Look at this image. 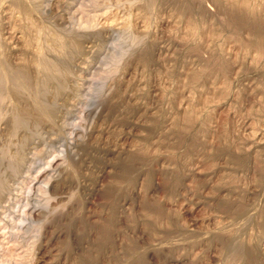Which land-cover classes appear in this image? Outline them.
<instances>
[{
	"label": "rangeland",
	"instance_id": "obj_1",
	"mask_svg": "<svg viewBox=\"0 0 264 264\" xmlns=\"http://www.w3.org/2000/svg\"><path fill=\"white\" fill-rule=\"evenodd\" d=\"M0 264H264V0H0Z\"/></svg>",
	"mask_w": 264,
	"mask_h": 264
},
{
	"label": "bare ground",
	"instance_id": "obj_2",
	"mask_svg": "<svg viewBox=\"0 0 264 264\" xmlns=\"http://www.w3.org/2000/svg\"><path fill=\"white\" fill-rule=\"evenodd\" d=\"M50 4H51V3H50ZM51 5H52V4H51ZM90 47H91V46H90ZM103 61H104V60H103ZM78 62H79V61H78ZM98 66H99V65H98ZM89 68H91V65H89V64H88L87 68H83V67H81V69L83 70V72H84L85 75H89V72H90V71H88ZM94 71H95V70H94ZM93 73H94V72H93ZM88 77H89V76H88ZM93 77H94V76H93ZM78 79H79V78H78ZM88 81H92V80H89L88 78H84V79H83V83H84V84H87ZM79 103H81V102H79ZM72 104H73V103H72ZM76 110H79V109H76ZM72 115H73V114H72ZM72 123H73V122H72ZM68 127H69V126H68ZM76 138H77V137H76ZM35 147H36V145H35ZM35 147H34V148H35ZM33 150H34V149H33ZM43 151H44V150H43ZM44 152H45V151H44ZM48 164H49V163H48ZM55 165H56V164H55ZM58 165H59V164H58ZM48 168H49V167H48ZM33 169H34V167H29V168L26 169L25 171H28V172L32 175V174H33V173H32ZM44 172H45V173H48V172L45 171V170H44ZM24 173H26V172H24ZM48 174H50V173H48ZM34 176H35V175H34ZM32 177H33V176H32ZM35 177H36V176H35ZM41 177H43V176H41ZM41 177H40V178H41ZM44 177H46V176H44ZM37 179H38V178H37ZM47 179H48V178H47ZM26 180H27V178H26ZM34 180H35V179H34ZM35 181H37V180H35ZM39 181L42 182L41 179H40ZM33 182H34V181H33ZM37 182H38V181H37ZM38 183H40V182H38ZM20 184H21V183H20ZM27 184H28V183H27ZM16 185H17V184H16ZM23 185H24V184H23ZM34 185H35V184H34ZM38 185H39V184H38ZM24 186H25V185H24ZM36 187H37V186H36ZM19 188H20V187H19ZM19 188H18V189H19ZM31 190H32V189H31ZM60 190H61V189H60ZM32 191H33V190H32ZM36 193H38V192H36ZM36 193H35V195H36ZM17 196H18V195H17ZM33 198H34V197H33ZM7 199H8V198H7ZM13 199H14V198H13ZM17 200H18V198H17ZM29 200H30V199H29ZM18 201H19V200H18ZM11 202H12V201H11ZM20 202H21V201H20ZM5 208H6V207H4V209H5ZM39 208H40V207H39ZM8 209H9V208H8ZM10 211H11V210H10ZM12 211H13V210H12ZM39 213H40V212H39ZM12 231H13V230H12ZM18 233H19V232H18ZM19 237H20V236H19ZM15 238H16V237H15ZM19 239H20V238H19ZM21 239H22V238H21ZM23 243H24V242H23ZM16 247H17V246H16ZM26 251H27V250H26ZM38 261H39V260H38ZM37 263H38V262H37Z\"/></svg>",
	"mask_w": 264,
	"mask_h": 264
}]
</instances>
